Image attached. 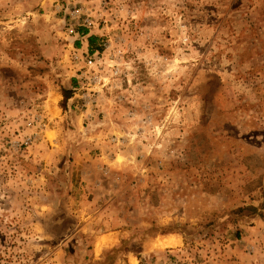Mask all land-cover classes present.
<instances>
[{
    "label": "rangeland",
    "instance_id": "obj_1",
    "mask_svg": "<svg viewBox=\"0 0 264 264\" xmlns=\"http://www.w3.org/2000/svg\"><path fill=\"white\" fill-rule=\"evenodd\" d=\"M0 264H264V0H0Z\"/></svg>",
    "mask_w": 264,
    "mask_h": 264
},
{
    "label": "built area",
    "instance_id": "obj_2",
    "mask_svg": "<svg viewBox=\"0 0 264 264\" xmlns=\"http://www.w3.org/2000/svg\"><path fill=\"white\" fill-rule=\"evenodd\" d=\"M79 11L80 10L72 11L70 13V15L71 16L78 15ZM82 17H83L82 20H83V24L84 25H88L89 26V25L92 24L91 23V20H90V17H91L90 14H87V12H86V13H84V15H82ZM83 55H85V52H83L82 55L76 54L75 55V59H79L80 56H83ZM99 55H100V53L98 51L96 53H92V54L86 53V66L89 69H92L93 70V73H91L88 78H90L93 82H95V69H94V67H95V63H96V58L99 57ZM88 74L89 73H86L85 75H88Z\"/></svg>",
    "mask_w": 264,
    "mask_h": 264
},
{
    "label": "bare ground",
    "instance_id": "obj_3",
    "mask_svg": "<svg viewBox=\"0 0 264 264\" xmlns=\"http://www.w3.org/2000/svg\"><path fill=\"white\" fill-rule=\"evenodd\" d=\"M102 241V240H101ZM105 241V240H104ZM103 241V242H104ZM180 238L177 237L176 235H167V236H163L161 237L160 239H158L156 242H155V245L157 247H163V248H166V247H172V246H176L178 244H180Z\"/></svg>",
    "mask_w": 264,
    "mask_h": 264
},
{
    "label": "crops",
    "instance_id": "obj_4",
    "mask_svg": "<svg viewBox=\"0 0 264 264\" xmlns=\"http://www.w3.org/2000/svg\"><path fill=\"white\" fill-rule=\"evenodd\" d=\"M89 34L80 33L81 43L83 44V49L86 47V45L89 47ZM95 41H98V39Z\"/></svg>",
    "mask_w": 264,
    "mask_h": 264
},
{
    "label": "trees",
    "instance_id": "obj_5",
    "mask_svg": "<svg viewBox=\"0 0 264 264\" xmlns=\"http://www.w3.org/2000/svg\"><path fill=\"white\" fill-rule=\"evenodd\" d=\"M93 41H94V38L89 37V44L91 45V47H92ZM67 98H69V95L67 96Z\"/></svg>",
    "mask_w": 264,
    "mask_h": 264
}]
</instances>
